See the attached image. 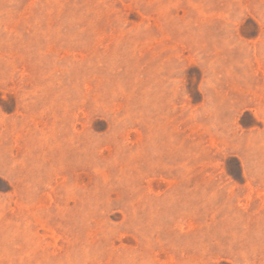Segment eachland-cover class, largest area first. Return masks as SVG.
Returning a JSON list of instances; mask_svg holds the SVG:
<instances>
[{"label": "rangeland", "instance_id": "1", "mask_svg": "<svg viewBox=\"0 0 264 264\" xmlns=\"http://www.w3.org/2000/svg\"><path fill=\"white\" fill-rule=\"evenodd\" d=\"M0 264H264V0H0Z\"/></svg>", "mask_w": 264, "mask_h": 264}]
</instances>
